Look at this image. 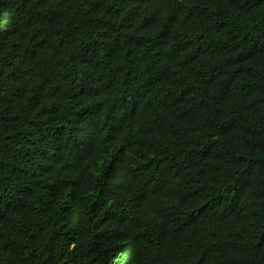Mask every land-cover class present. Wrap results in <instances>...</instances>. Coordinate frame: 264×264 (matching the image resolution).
Listing matches in <instances>:
<instances>
[{"label": "trees", "instance_id": "trees-1", "mask_svg": "<svg viewBox=\"0 0 264 264\" xmlns=\"http://www.w3.org/2000/svg\"><path fill=\"white\" fill-rule=\"evenodd\" d=\"M0 264H264V0H0Z\"/></svg>", "mask_w": 264, "mask_h": 264}]
</instances>
